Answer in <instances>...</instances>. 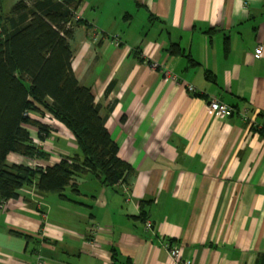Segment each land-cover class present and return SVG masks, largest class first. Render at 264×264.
Instances as JSON below:
<instances>
[{"label":"crops","instance_id":"crops-1","mask_svg":"<svg viewBox=\"0 0 264 264\" xmlns=\"http://www.w3.org/2000/svg\"><path fill=\"white\" fill-rule=\"evenodd\" d=\"M79 1L71 68L133 172L0 203V264H177L166 243L190 264H264V0ZM210 100L232 115L208 113ZM50 116L30 115L46 135L25 126L46 158L9 165L78 153Z\"/></svg>","mask_w":264,"mask_h":264},{"label":"trees","instance_id":"trees-1","mask_svg":"<svg viewBox=\"0 0 264 264\" xmlns=\"http://www.w3.org/2000/svg\"><path fill=\"white\" fill-rule=\"evenodd\" d=\"M79 6V0H19L4 12L0 4V203L33 185L41 194L63 196L67 187L74 188L75 176L90 173L113 186L133 172L118 157L93 95L71 68L69 38ZM174 47L168 52L179 54ZM31 114L51 115L74 137L78 153L45 169L9 165V154L46 158L25 126L41 135L48 128Z\"/></svg>","mask_w":264,"mask_h":264},{"label":"built area","instance_id":"built-area-1","mask_svg":"<svg viewBox=\"0 0 264 264\" xmlns=\"http://www.w3.org/2000/svg\"><path fill=\"white\" fill-rule=\"evenodd\" d=\"M76 21V20H75ZM117 43V42H116ZM118 44V43H117ZM264 55V48L262 46H258L255 51H254V57L259 59L260 57H262ZM152 68H156V66L154 64L150 65ZM170 74L168 72H164V76L165 77H170ZM173 80H175V78L171 77ZM188 91L191 93L195 92V89L191 86L187 87ZM207 110L208 113H212L215 114L216 116L219 117H230L233 109L226 106L225 104H222L216 100H210L207 104ZM51 117V116H50ZM249 123V122H248ZM250 125V124H248ZM145 228L147 230L152 229V224L149 221L145 222ZM164 249L168 252V255L170 257V259L177 263V264H190V262L183 260L181 257V253L180 250L173 247L170 243H166L164 244Z\"/></svg>","mask_w":264,"mask_h":264},{"label":"rangeland","instance_id":"rangeland-1","mask_svg":"<svg viewBox=\"0 0 264 264\" xmlns=\"http://www.w3.org/2000/svg\"><path fill=\"white\" fill-rule=\"evenodd\" d=\"M15 3V0H1L0 4L4 12L8 11L10 7Z\"/></svg>","mask_w":264,"mask_h":264}]
</instances>
